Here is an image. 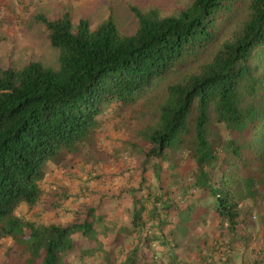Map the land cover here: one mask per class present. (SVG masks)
<instances>
[{
  "label": "trees",
  "instance_id": "obj_1",
  "mask_svg": "<svg viewBox=\"0 0 264 264\" xmlns=\"http://www.w3.org/2000/svg\"><path fill=\"white\" fill-rule=\"evenodd\" d=\"M133 12L131 35L112 18L95 29L85 19L75 26L69 13L38 18L59 52L58 69L40 62L0 69V241L21 248L10 264H229L230 251L212 252L197 229L211 219L233 231L250 223L244 202L255 203L259 179L251 137L264 118L252 59L264 50V0H193L170 17ZM202 57L197 71L165 83ZM161 85L164 98L143 131L137 187L100 198L70 226L16 217L23 203H39L48 161L78 152L110 108ZM188 150L195 168L187 176L174 156ZM114 200L118 208L127 201L122 219L109 207ZM256 259L264 264V250Z\"/></svg>",
  "mask_w": 264,
  "mask_h": 264
},
{
  "label": "rangeland",
  "instance_id": "obj_2",
  "mask_svg": "<svg viewBox=\"0 0 264 264\" xmlns=\"http://www.w3.org/2000/svg\"><path fill=\"white\" fill-rule=\"evenodd\" d=\"M192 4L193 0H0V69L21 68L29 62H40L45 67L58 69L59 52L51 46L44 26L37 22L38 18L56 20L69 13L75 26L85 19L92 29L112 18L122 33L131 35L137 28L133 9L141 12L155 10L161 17H170ZM235 25H228L223 30L220 42L231 36ZM206 61L207 57H202L189 62L165 83L180 82ZM252 66L255 74L262 79L259 89L264 88V50L255 55ZM259 94L261 97L262 90ZM164 95L161 85L141 96L133 105L112 107L100 116L99 128L78 152L63 154L56 161L50 160L45 164L39 185V203L35 206L23 203L17 209L16 217L40 225L70 226L83 208L97 203L100 198H117L130 187H137L142 176L140 149L147 146L143 131L152 122ZM213 130L220 133L223 139L224 134L218 126L213 125ZM251 144L254 148L252 156L257 158L253 166L259 179L255 184V203L247 198L244 202L250 223H240L233 231L227 225L218 226L211 219L197 229L200 240L211 243L212 252L230 251L231 264H239L243 258L241 252L244 249L236 244L240 241L235 238L236 235L248 237V254H245L254 258L255 264H261L258 259L255 260V255L264 250V118L254 130ZM193 154L188 150L181 159L174 156L183 175L193 174ZM147 177H152L151 170ZM118 202H109V207L114 216L122 219L127 201L120 208ZM20 250L12 239H2L0 264H10Z\"/></svg>",
  "mask_w": 264,
  "mask_h": 264
},
{
  "label": "crops",
  "instance_id": "obj_3",
  "mask_svg": "<svg viewBox=\"0 0 264 264\" xmlns=\"http://www.w3.org/2000/svg\"><path fill=\"white\" fill-rule=\"evenodd\" d=\"M235 238L236 239H240V241L239 242H237L236 244L238 245V247H240V248H243L244 250L241 252L242 253V255H243V258L242 259H240V262H239V264H255V262H254V258H252L250 255H246V254H248V252H247V247H249V242L246 240L248 237L246 236V237H244V238H240L239 236H235ZM246 253V254H245ZM250 253H252V251L250 252ZM245 254V255H244ZM231 261V260H230ZM229 264H231V262L229 263ZM233 264V263H232Z\"/></svg>",
  "mask_w": 264,
  "mask_h": 264
}]
</instances>
